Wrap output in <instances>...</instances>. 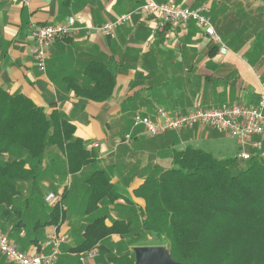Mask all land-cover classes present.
I'll return each mask as SVG.
<instances>
[{
  "label": "crops",
  "instance_id": "crops-1",
  "mask_svg": "<svg viewBox=\"0 0 264 264\" xmlns=\"http://www.w3.org/2000/svg\"><path fill=\"white\" fill-rule=\"evenodd\" d=\"M174 1L191 7L206 3L228 52L220 55L219 43L193 21L167 26L152 35L155 17L142 14L117 26L112 34L98 29L145 0H0V88L9 95L30 98L47 114L62 111L75 124V135L84 141L93 157L72 173L64 149L57 145L46 147L37 169L17 184L19 192L14 204L20 210L18 216L2 215L5 208L0 207V229L18 248L28 252L37 249L35 231L28 233L26 228L37 219L48 220V192H65L61 228L68 235V243L56 264H104V257L110 253V235L100 242H106L103 257L100 254L85 261L80 258L84 250L80 251L78 245L84 239L85 225L101 216L108 225L119 218L140 224L138 211L144 200L132 195L134 189L158 166L172 165L173 148L198 146L210 140L222 145V151L233 153L230 156H238L237 141L206 124L156 136L149 135L143 126L133 128L136 112L155 114L162 108L176 114L199 106L258 102L260 84L264 82V0ZM70 16L79 19V31L57 39L48 48L50 57L46 70L41 71L32 52V25L62 24ZM93 60L104 61L118 70L114 93L104 101L88 99L74 90L77 82L91 83L85 69ZM130 132L132 138L125 139ZM25 153L17 145L0 143V163L12 156L24 158ZM34 164V158L28 157L26 168ZM96 170L105 171L109 181L126 197L122 195L110 203L107 195L95 209L89 205L86 181ZM34 192L45 211L34 205ZM128 196L134 204L126 201ZM18 217L25 218L26 228L14 227ZM53 227L49 224L40 229V241L48 237ZM111 239L117 242L121 236L113 234ZM3 257L0 254V264ZM4 262L13 264L7 259Z\"/></svg>",
  "mask_w": 264,
  "mask_h": 264
},
{
  "label": "trees",
  "instance_id": "trees-1",
  "mask_svg": "<svg viewBox=\"0 0 264 264\" xmlns=\"http://www.w3.org/2000/svg\"><path fill=\"white\" fill-rule=\"evenodd\" d=\"M85 74L91 83H75L78 95L95 101L113 95L118 74L115 66L93 60ZM0 93L4 102L0 107V143L17 145L26 152L24 158L12 156L0 163V207L5 208L2 215L18 216L20 210L14 204L17 184L37 169L48 145L64 149L72 173L93 157L75 135V124L62 111L47 114L28 97L9 95L2 88ZM27 156L34 158V167L26 168ZM171 156V166H158L134 189L132 195L144 200L138 211L141 223L133 225L119 218L108 225L101 216L85 225L78 249L98 250L103 257L105 244L101 240L110 235L112 241L111 236L119 234L121 239L112 241L118 247L104 257V264H134V247L139 245H166L172 256L185 264H264V154L253 152L245 160L218 157L188 144L182 149L173 148ZM109 180L103 170L87 178L88 204L94 209L102 197L110 195L113 203L125 195ZM34 197L35 192L31 194ZM126 201L135 203L131 196ZM60 206L50 208L48 220L37 219L27 227L25 218L18 217L14 227L25 226L28 233L35 231L33 241L39 244L40 229L63 221Z\"/></svg>",
  "mask_w": 264,
  "mask_h": 264
},
{
  "label": "built area",
  "instance_id": "built-area-1",
  "mask_svg": "<svg viewBox=\"0 0 264 264\" xmlns=\"http://www.w3.org/2000/svg\"><path fill=\"white\" fill-rule=\"evenodd\" d=\"M152 14L155 17V26L152 35L162 31L167 26L177 27L183 23L195 21L199 28L219 43L220 55L228 52V47L217 32L212 20L211 8L202 3L197 6H184L174 0L158 2L145 0L139 6L125 12L114 20L98 26V29L112 34L117 26L134 20L136 16ZM76 16H70L62 24H34L32 32L35 44L32 47L35 63L41 71L46 70L50 57L48 48L59 38L79 31L76 25ZM206 124L216 130L232 136L240 146L238 157L249 159L253 152L264 151V82L260 84L258 102L249 105L242 102L224 103L219 106L203 108L195 107L187 112L170 114L159 108L155 114L136 112L133 117V128L145 127L146 132L156 136L168 131H181L186 127ZM133 132L126 135L131 139ZM63 195L50 191L45 196V203L49 208L62 206ZM68 243V235L61 228V223L55 225L48 237L41 241L35 251H23L9 238L8 234L0 229V253L13 264H56L62 254V248ZM98 250L80 252V258H96Z\"/></svg>",
  "mask_w": 264,
  "mask_h": 264
},
{
  "label": "water",
  "instance_id": "water-1",
  "mask_svg": "<svg viewBox=\"0 0 264 264\" xmlns=\"http://www.w3.org/2000/svg\"><path fill=\"white\" fill-rule=\"evenodd\" d=\"M134 252V264H185L176 260L166 245H139L134 247Z\"/></svg>",
  "mask_w": 264,
  "mask_h": 264
},
{
  "label": "rangeland",
  "instance_id": "rangeland-1",
  "mask_svg": "<svg viewBox=\"0 0 264 264\" xmlns=\"http://www.w3.org/2000/svg\"><path fill=\"white\" fill-rule=\"evenodd\" d=\"M224 142L227 143L228 142L227 139ZM198 146H200L202 148H205V149H207L209 151H212L218 157H226V156H230V155L233 154V153L228 154V152L222 151V149H223L222 145H220L219 143L217 144V143H214V142H210V140H208V141L204 140L203 142L199 143ZM219 147H220V151H219ZM34 205L37 206L38 210L45 211L44 207L42 205V200H40V198L38 199V197H37V198L34 199ZM104 244H106V242H104ZM117 247H118L117 244H113V242L110 241V251L111 250L116 251ZM121 247L124 248L123 245H121ZM120 254H122V253L120 252Z\"/></svg>",
  "mask_w": 264,
  "mask_h": 264
}]
</instances>
